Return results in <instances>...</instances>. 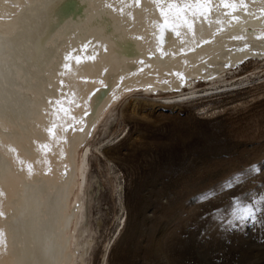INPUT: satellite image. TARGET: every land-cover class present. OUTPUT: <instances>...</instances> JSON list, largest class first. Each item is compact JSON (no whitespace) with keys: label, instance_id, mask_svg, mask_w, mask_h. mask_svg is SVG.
Instances as JSON below:
<instances>
[{"label":"bare ground","instance_id":"bare-ground-1","mask_svg":"<svg viewBox=\"0 0 264 264\" xmlns=\"http://www.w3.org/2000/svg\"><path fill=\"white\" fill-rule=\"evenodd\" d=\"M245 3L247 13L238 10L231 26L217 7L211 23L195 24L193 38L185 27L177 29L179 37L164 30L153 0L139 7L133 0H0V229L8 241L0 264H84L91 240L79 226L83 144L96 121L127 90L173 93L264 58V39L256 38L264 36V0ZM234 35L244 39H230ZM70 51L81 63L70 60L64 70ZM49 99L61 100L67 113L54 116ZM52 123L62 127L49 139ZM69 124L84 130L63 131ZM45 143L51 148L46 154L38 148ZM17 158L33 165V175L19 170L24 165Z\"/></svg>","mask_w":264,"mask_h":264},{"label":"rangeland","instance_id":"rangeland-1","mask_svg":"<svg viewBox=\"0 0 264 264\" xmlns=\"http://www.w3.org/2000/svg\"><path fill=\"white\" fill-rule=\"evenodd\" d=\"M238 66L106 107L83 144L84 264H264V58Z\"/></svg>","mask_w":264,"mask_h":264},{"label":"snow or ice","instance_id":"snow-or-ice-1","mask_svg":"<svg viewBox=\"0 0 264 264\" xmlns=\"http://www.w3.org/2000/svg\"><path fill=\"white\" fill-rule=\"evenodd\" d=\"M134 4L139 7L141 4V0H133ZM153 3L156 4L157 10L159 12V15L161 17L162 21V27L166 31H173L175 34L179 37L180 32L177 30L180 27H185L188 31V33L194 38L195 37V24L197 22L202 23H211L209 20V17L212 15L213 11L219 7L223 10H225V15L229 17L228 24L231 26L233 22H238L240 17L235 15V13L238 10H244L247 13V5L245 3V0H219V4H214L213 0H183V2H180V0H165V4L162 6L160 3V0H153ZM105 7H108L112 9L113 11H118L121 14H123V8H115L112 4H105ZM262 13H264V10H261ZM218 25H222L223 21L220 19H217L215 21ZM224 31L223 27L218 28L217 32L213 33V36L217 35L219 32ZM257 39H264V36H258ZM138 39H142L141 37H138ZM230 39L232 40H243L244 37L242 35H234L231 36ZM210 41H204V43H208ZM88 47L87 44L84 45V48L86 49ZM248 48V45H245L242 49H237L239 51H244ZM107 50V49H105ZM88 59H95V57H88ZM70 60H74L77 65L81 63V57L79 55H73V52H68L63 57V64L62 68L64 70H69L71 65L69 63ZM225 67H228V65H225ZM177 76H179L181 79H183L182 73H176ZM61 87L64 85V81H60ZM104 87H107V85H103ZM99 91V89L97 90ZM48 104L53 106V115L58 116L59 112L63 111L67 113V109H64L62 106V101L59 99H49ZM60 106V107H56ZM88 113L85 112V115ZM74 119V118H73ZM58 127H62L61 125H57L56 123H52L50 127L46 129V132L48 133L49 139H53L56 136V129ZM69 129L72 131H83V128L77 129L73 127L72 125L63 126V131L67 132ZM35 143V142H34ZM38 148L43 150L45 154L51 150L50 145L45 144H39ZM9 151L15 152L16 150L14 148H9ZM63 155V153L61 154ZM17 162L21 165H24V168H21L19 170H27V174L29 176L33 175V165L31 163L25 164L24 161L19 160L17 158ZM45 164L48 163V161H44ZM50 169L45 170V175L48 174ZM238 175V174H237ZM236 177L234 176L233 179ZM225 186L231 187V183L225 180ZM5 192L2 188H0V197H4ZM234 216H236L237 219L241 220H247L251 218L253 222H255V216L253 213V210L251 207H243L242 210L237 214L234 211ZM5 214L0 211V218H4ZM8 247V241H7V235L3 229H0V248H3L5 251Z\"/></svg>","mask_w":264,"mask_h":264}]
</instances>
